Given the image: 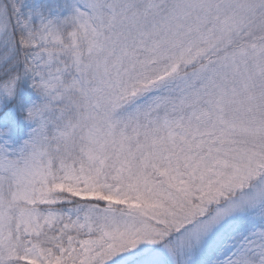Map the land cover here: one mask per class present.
<instances>
[{
	"label": "snow or ice",
	"instance_id": "1",
	"mask_svg": "<svg viewBox=\"0 0 264 264\" xmlns=\"http://www.w3.org/2000/svg\"><path fill=\"white\" fill-rule=\"evenodd\" d=\"M0 264H264V0H0Z\"/></svg>",
	"mask_w": 264,
	"mask_h": 264
}]
</instances>
